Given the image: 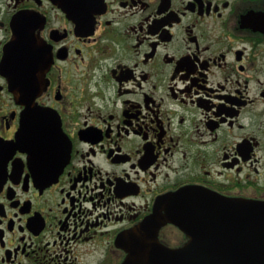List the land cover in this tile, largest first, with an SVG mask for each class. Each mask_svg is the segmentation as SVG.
Here are the masks:
<instances>
[{
  "label": "flooded vegetation",
  "instance_id": "obj_1",
  "mask_svg": "<svg viewBox=\"0 0 264 264\" xmlns=\"http://www.w3.org/2000/svg\"><path fill=\"white\" fill-rule=\"evenodd\" d=\"M29 108L60 159L16 145ZM181 190L264 200V0H0V264L180 248L145 224Z\"/></svg>",
  "mask_w": 264,
  "mask_h": 264
},
{
  "label": "water",
  "instance_id": "obj_2",
  "mask_svg": "<svg viewBox=\"0 0 264 264\" xmlns=\"http://www.w3.org/2000/svg\"><path fill=\"white\" fill-rule=\"evenodd\" d=\"M12 88L16 90L14 78ZM59 131L60 122L54 124L45 111L29 108L16 145L29 152L55 146L60 159L64 142ZM185 193L181 190L163 198L166 213L153 215L145 225L158 228L171 221L187 233L188 242L176 249L153 246L146 252H132L124 264H264V200L235 206L217 199L184 200Z\"/></svg>",
  "mask_w": 264,
  "mask_h": 264
}]
</instances>
